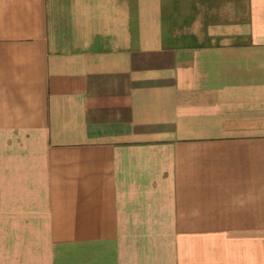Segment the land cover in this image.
Returning a JSON list of instances; mask_svg holds the SVG:
<instances>
[{"label": "crops", "instance_id": "obj_1", "mask_svg": "<svg viewBox=\"0 0 264 264\" xmlns=\"http://www.w3.org/2000/svg\"><path fill=\"white\" fill-rule=\"evenodd\" d=\"M0 264H264V0H0Z\"/></svg>", "mask_w": 264, "mask_h": 264}]
</instances>
